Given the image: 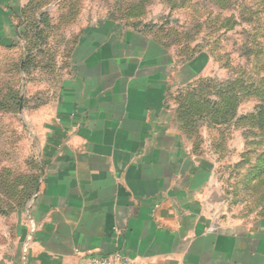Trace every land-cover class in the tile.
I'll return each mask as SVG.
<instances>
[{
  "label": "crops",
  "instance_id": "1",
  "mask_svg": "<svg viewBox=\"0 0 264 264\" xmlns=\"http://www.w3.org/2000/svg\"><path fill=\"white\" fill-rule=\"evenodd\" d=\"M44 8L0 0V66L9 73L28 35L22 17L30 25ZM140 40L106 18L78 34L70 75L36 119L47 127L33 134L38 195L27 210L0 216V264L114 254L139 264H264V220L221 205L215 164L191 156L171 124L181 75Z\"/></svg>",
  "mask_w": 264,
  "mask_h": 264
},
{
  "label": "rangeland",
  "instance_id": "2",
  "mask_svg": "<svg viewBox=\"0 0 264 264\" xmlns=\"http://www.w3.org/2000/svg\"><path fill=\"white\" fill-rule=\"evenodd\" d=\"M41 1L17 74L0 66L1 217L27 210L39 166L33 134L47 129L36 119L70 75L78 34L106 18L181 75L171 124L191 156L215 164L221 205L264 220V0Z\"/></svg>",
  "mask_w": 264,
  "mask_h": 264
},
{
  "label": "built area",
  "instance_id": "3",
  "mask_svg": "<svg viewBox=\"0 0 264 264\" xmlns=\"http://www.w3.org/2000/svg\"><path fill=\"white\" fill-rule=\"evenodd\" d=\"M38 192L34 193L32 199L28 203V207L32 204L34 199L37 197ZM34 230H32L33 232ZM85 264H139L136 260L131 259L127 256L123 255H109V256H102V255H88L85 258Z\"/></svg>",
  "mask_w": 264,
  "mask_h": 264
},
{
  "label": "trees",
  "instance_id": "4",
  "mask_svg": "<svg viewBox=\"0 0 264 264\" xmlns=\"http://www.w3.org/2000/svg\"><path fill=\"white\" fill-rule=\"evenodd\" d=\"M31 25V24H30ZM30 25H27L26 24V18H25V15L22 17V19H21V33L23 34L24 33V31H26V27L27 26H29L30 27ZM28 27V28H29ZM20 69H22V66H21V68ZM37 185V184H36ZM37 187V186H36ZM35 192V191H34ZM34 192L28 197V202L32 199V197H33V195H34Z\"/></svg>",
  "mask_w": 264,
  "mask_h": 264
}]
</instances>
